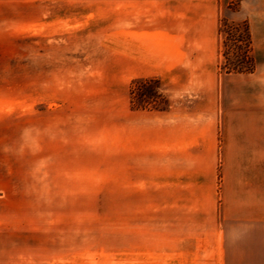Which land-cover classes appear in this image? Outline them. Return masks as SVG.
<instances>
[{
  "label": "rangeland",
  "instance_id": "obj_1",
  "mask_svg": "<svg viewBox=\"0 0 264 264\" xmlns=\"http://www.w3.org/2000/svg\"><path fill=\"white\" fill-rule=\"evenodd\" d=\"M118 13V0H0V261H119V211L133 207L119 198V117L137 75L162 77L193 126L212 116L223 149L247 133L260 144L264 0H219L228 52L251 38L254 68L243 73L221 67L216 31L203 41L124 42ZM76 135L109 168H75L77 149L59 141ZM236 236L231 261H264L260 234Z\"/></svg>",
  "mask_w": 264,
  "mask_h": 264
},
{
  "label": "crops",
  "instance_id": "obj_2",
  "mask_svg": "<svg viewBox=\"0 0 264 264\" xmlns=\"http://www.w3.org/2000/svg\"><path fill=\"white\" fill-rule=\"evenodd\" d=\"M118 11L119 41H203L215 31L221 40L219 0H118ZM145 58L154 62L150 48ZM160 58L167 69L174 64L166 52ZM137 78L159 80L164 108L133 107L131 82L130 112L119 117L116 168L121 203L133 207L119 211V261L114 264H264L231 261L239 249L238 233L260 234L255 250L264 255V133L257 137L260 144L247 133L231 138L223 149L212 116L203 117L207 127L193 126L189 115L175 113L173 94L162 77ZM61 139L70 152L77 149L81 165L75 168H109L103 151H89L87 135Z\"/></svg>",
  "mask_w": 264,
  "mask_h": 264
},
{
  "label": "trees",
  "instance_id": "obj_3",
  "mask_svg": "<svg viewBox=\"0 0 264 264\" xmlns=\"http://www.w3.org/2000/svg\"><path fill=\"white\" fill-rule=\"evenodd\" d=\"M229 26L226 20L221 21L220 25V34L221 38L224 40L225 51L223 53L224 63L221 64V67L226 70V72H251L253 71L254 64L250 57V43L251 38L247 35L246 45H244V51H242V46H238L240 51L236 54L228 52L229 46L227 45V38L223 37L224 34H227L228 31L226 27ZM248 43V44H247ZM243 52V53H241ZM159 80L155 78H136L132 82L131 86V97L133 107L135 108H164L163 97L158 89Z\"/></svg>",
  "mask_w": 264,
  "mask_h": 264
}]
</instances>
